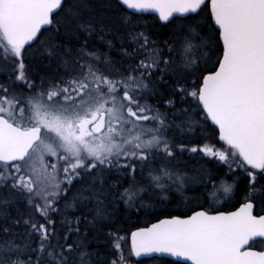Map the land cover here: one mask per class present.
Wrapping results in <instances>:
<instances>
[{
    "label": "snow or ice",
    "instance_id": "snow-or-ice-1",
    "mask_svg": "<svg viewBox=\"0 0 264 264\" xmlns=\"http://www.w3.org/2000/svg\"><path fill=\"white\" fill-rule=\"evenodd\" d=\"M0 76V264H264V0H0Z\"/></svg>",
    "mask_w": 264,
    "mask_h": 264
},
{
    "label": "trees",
    "instance_id": "trees-1",
    "mask_svg": "<svg viewBox=\"0 0 264 264\" xmlns=\"http://www.w3.org/2000/svg\"><path fill=\"white\" fill-rule=\"evenodd\" d=\"M147 19L150 23H153V24L156 23L155 16L148 15ZM100 47L105 51L107 50L105 46L102 44L100 45ZM112 55L115 59H119L118 54H116L115 52H113ZM3 80H4V77L0 76V81H3ZM152 102L155 103V101H152ZM215 140H216V137H210L209 140H207L206 142L215 143ZM184 160L187 162V168H188L190 175H193V176L196 175L201 169H206L208 171H211L213 174H215L217 171L218 165L214 160H211L208 158L202 159L199 156H189L187 154L184 156ZM209 191H211V189H209ZM145 200H148L147 195H145ZM220 207H224V205H220ZM12 214L15 215V209L12 210ZM74 215H79V212H74L73 210H69V218L71 219ZM158 218H162V217H158L156 215H151V214L144 215L141 213H136L135 209H126L125 206L121 205L120 211L114 217V223L100 230L98 234L92 233L91 235H96L97 238L101 241L102 246L99 250L103 252L105 250L104 245L109 243L105 239L106 234L109 231V229L113 231L116 229H120L121 235H128L131 231L136 230L137 227H147L151 223H154L156 219ZM125 247H127V245H125ZM91 250L93 251L97 250L94 244ZM136 262L137 261L133 258L132 264H136ZM139 262L140 264H183V263H178V262L168 260V259H163L162 261L150 259V260H141Z\"/></svg>",
    "mask_w": 264,
    "mask_h": 264
},
{
    "label": "water",
    "instance_id": "water-1",
    "mask_svg": "<svg viewBox=\"0 0 264 264\" xmlns=\"http://www.w3.org/2000/svg\"><path fill=\"white\" fill-rule=\"evenodd\" d=\"M150 16H155V14H150ZM209 123L211 124V122L209 121ZM150 226V225H149ZM136 261H141V260H150L152 259L151 257H140V258H136L133 257ZM164 259H168V260H172L178 263H183V264H190V262L185 261L183 258H178V257H173V256H166Z\"/></svg>",
    "mask_w": 264,
    "mask_h": 264
}]
</instances>
